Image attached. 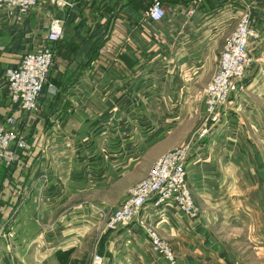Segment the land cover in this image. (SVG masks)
Wrapping results in <instances>:
<instances>
[{"label":"crops","instance_id":"1","mask_svg":"<svg viewBox=\"0 0 264 264\" xmlns=\"http://www.w3.org/2000/svg\"><path fill=\"white\" fill-rule=\"evenodd\" d=\"M65 1L72 4L43 0L24 14L0 9V123L14 115L29 139L0 167V264L91 263L100 205L108 213V203L124 202L159 157L187 145V183L203 215L168 204L152 208L149 222L165 227L177 264H253L211 221L264 216V0H161L159 20L147 14L154 0ZM245 14L259 33L249 44L254 62L207 126L206 86ZM53 17L64 20V37L28 112L12 100L6 68L48 43ZM139 226L110 232L105 263H167ZM254 230L262 250L264 230Z\"/></svg>","mask_w":264,"mask_h":264},{"label":"built area","instance_id":"2","mask_svg":"<svg viewBox=\"0 0 264 264\" xmlns=\"http://www.w3.org/2000/svg\"><path fill=\"white\" fill-rule=\"evenodd\" d=\"M43 0H0V9L6 8L19 14L27 13ZM58 6L71 5L65 0H50ZM147 14L154 20L166 14L161 0H154ZM64 20L53 17L48 25V43L23 54L20 60L6 68L7 85L11 98L24 110H37L39 99L47 84L56 55V45L64 37ZM258 31L253 27L249 14L242 16L236 30L227 38L221 53L218 69L206 88L207 111L212 123L222 117V108L231 94L243 87L244 78L254 58L249 44L257 39ZM17 118L11 115L6 123H0V167L13 165L18 154L29 147V139L16 127ZM211 126L200 131L207 135ZM191 145L173 149L157 159L148 175L129 191L127 199L111 214H107L106 228L116 229L119 225L137 222L148 234L152 251L164 258L168 264H177L176 252L149 222L152 208L175 204L186 215L197 217L200 208L187 183V161ZM104 255L95 253L91 264H105Z\"/></svg>","mask_w":264,"mask_h":264},{"label":"rangeland","instance_id":"3","mask_svg":"<svg viewBox=\"0 0 264 264\" xmlns=\"http://www.w3.org/2000/svg\"><path fill=\"white\" fill-rule=\"evenodd\" d=\"M249 17H250V15H249ZM238 25H237V27H238ZM223 49H224V47H223ZM223 49H222V51H223ZM222 51H221V53H222ZM221 53H220V56H221ZM219 59H220V57H219ZM218 64H219V60H218ZM217 69H218V67H217ZM213 76H212V78H213ZM212 78H211V80H212ZM210 81L208 82L207 86L209 85ZM207 86H206V88H207ZM205 94H206V89H205ZM206 103H207V98H206ZM205 121L207 123V126L212 124V120H211L210 115L208 114V111H207V115L205 117ZM208 122H211V124H209ZM213 124H216V123H213ZM232 190H235V191L239 190L240 191V189H234V188ZM115 196H116L115 193L110 195V197L113 198V199H114ZM122 203L117 204V205L114 204V203H111V202L108 203L107 206H109V210H108L107 214H111ZM197 205L200 208L199 215H201V214L203 215L202 207L198 203H197ZM99 208H101V210L99 209V211L102 212V215H101L102 218L100 219L101 226H100V228H94L93 231L90 232V234H89L90 235L89 239L91 240V243H92V250H91L92 257H91V259H93L95 253H101V254H103V252L105 253L106 246L108 244V243L106 244V239L110 236V232L111 231H114V230H116V229H118L120 227L122 228L124 226H128V224L132 223V222H130V223H127V224H124V225H119L116 229H107L106 228V217H107V215H106V212H105L106 210L104 208H102L101 205H100ZM258 211L263 212V210H260V209H258ZM181 214H183V213H181ZM186 216L191 218V216H189V215H186ZM192 218H195V217H192ZM211 223H212L213 227L217 228L218 230H221V232L223 234L222 238L227 239V240H229L230 242H232L233 244L236 245L238 254L241 257L245 258L246 260H248L250 263H253V264H264V248L262 250H256L258 248H256V246L254 244V243L258 242L259 239H260V235H257L258 232L254 230V226L256 227V229H259V227H262L263 230H264V216H263V218H254L251 221H249L248 223H247V221H243V222L230 221V220L225 221V220H220V219L213 220V221H211ZM154 227L158 230L159 233H162L165 236V232L162 230L163 228H165L163 225L161 226L162 229H159V227L157 228L156 226H154ZM251 227L253 228V230H251L252 235L249 234V233H246V230H249ZM259 251H261V252H259ZM88 256H89V253L87 252V256H85V257H88ZM82 257H84V253H82ZM155 259L149 258L150 263L151 264H160V262L158 263L157 260L153 261ZM91 262H92V260H91ZM65 263L66 264H77L76 262H71L70 258H69V260H66ZM104 263H105V259H104ZM89 264H91V263H89ZM105 264H112V260L109 259V263H105Z\"/></svg>","mask_w":264,"mask_h":264},{"label":"bare ground","instance_id":"4","mask_svg":"<svg viewBox=\"0 0 264 264\" xmlns=\"http://www.w3.org/2000/svg\"><path fill=\"white\" fill-rule=\"evenodd\" d=\"M209 134V133H208Z\"/></svg>","mask_w":264,"mask_h":264}]
</instances>
